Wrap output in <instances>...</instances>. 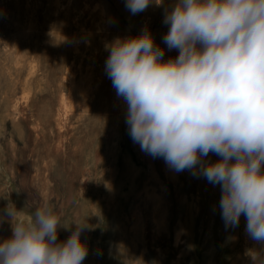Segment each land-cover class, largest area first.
<instances>
[{
  "label": "rangeland",
  "instance_id": "obj_1",
  "mask_svg": "<svg viewBox=\"0 0 264 264\" xmlns=\"http://www.w3.org/2000/svg\"><path fill=\"white\" fill-rule=\"evenodd\" d=\"M176 2L133 15L126 0H0V217L9 196L22 214L49 203L64 226L85 218L83 264H252L262 248L243 215L225 227L219 185L133 143L105 73V45L145 28L177 57L163 42ZM11 234L0 219V242Z\"/></svg>",
  "mask_w": 264,
  "mask_h": 264
},
{
  "label": "clouds",
  "instance_id": "obj_2",
  "mask_svg": "<svg viewBox=\"0 0 264 264\" xmlns=\"http://www.w3.org/2000/svg\"><path fill=\"white\" fill-rule=\"evenodd\" d=\"M154 2L162 0H126L125 7L135 15ZM163 23L175 58L164 59L147 28L105 45V73L127 104L128 134L169 169L219 185L225 227L243 215L247 235L262 246L252 264H264V0H177ZM209 153L220 159L206 160ZM3 199L0 219L12 234L0 242V264H83L85 218L64 226L49 203L22 214ZM61 227L71 232L65 241Z\"/></svg>",
  "mask_w": 264,
  "mask_h": 264
}]
</instances>
